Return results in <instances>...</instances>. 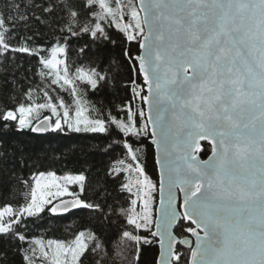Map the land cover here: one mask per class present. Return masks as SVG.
Listing matches in <instances>:
<instances>
[{
	"label": "snow or ice",
	"instance_id": "obj_1",
	"mask_svg": "<svg viewBox=\"0 0 264 264\" xmlns=\"http://www.w3.org/2000/svg\"><path fill=\"white\" fill-rule=\"evenodd\" d=\"M36 8L58 37L49 48L17 27L30 31ZM118 39L139 52L124 49L137 77L132 99L113 110L87 97L113 81L94 47ZM18 54L30 67L18 93L0 102V143L76 133L120 156L98 178L57 176L37 168L54 159L42 148L29 181L15 167L26 149L12 151V167L0 154L4 190L30 189L17 207H0V264H106L110 240L134 246L137 264L154 243V264H264V0H6L0 61ZM71 209L91 216L74 239L35 237L47 214Z\"/></svg>",
	"mask_w": 264,
	"mask_h": 264
},
{
	"label": "trees",
	"instance_id": "obj_2",
	"mask_svg": "<svg viewBox=\"0 0 264 264\" xmlns=\"http://www.w3.org/2000/svg\"><path fill=\"white\" fill-rule=\"evenodd\" d=\"M16 2L24 5L28 4L29 0H16ZM44 2L45 0H34L36 4H43ZM5 3L6 0H0V9L4 8ZM21 11H23V8ZM29 15H32L31 30H25L22 25L18 24L17 27L20 28L21 34L30 36L32 42L36 45H44L45 48L51 47L58 37L52 35L51 28L48 26L50 20L42 22L35 18L45 15L40 8L35 9L34 15L30 11ZM82 43L81 41L80 44ZM72 46L77 50L79 48V44L75 40ZM125 48L131 50L133 57L139 52L137 44H129L126 41L121 43L119 39L115 45L109 44L100 48L94 47L95 53L104 61V65L111 66L113 81L98 95H89L87 97L89 104L103 100L115 110L117 106L126 104L132 99L130 81L136 79L137 72L133 70L132 62L124 54ZM29 67L30 58L26 54H18L14 62L0 61V102L7 103L10 98L18 93L20 85L26 83L24 76ZM137 82L142 84V78ZM81 88L83 89L84 86L81 85ZM106 143L107 141L85 134L61 133L59 136L55 134L45 136L25 134L5 138L0 143V154H7L5 158L9 160V167H12V151L15 149L19 153L21 149H26L22 155L18 154L16 156L15 163L17 172L24 180H32V173L37 170L32 168V163L35 157L44 155L42 148L50 149L49 156L54 159H49L43 163L37 162V168L41 171H51L57 176H63L90 170L92 176L98 178L101 174V169L106 171L109 165L113 164L120 156L118 148L105 154L104 146ZM27 157H32V159H27ZM201 158L206 159L207 156L205 155ZM153 163L154 161L150 158V173L153 172ZM109 188H111V185H109ZM29 191L30 189L23 184L9 187L7 191L4 190L3 185H0V207L5 204H12L13 207H17V200L23 202V197ZM156 195V203L158 204V192ZM89 196H91V190L89 191ZM90 220L91 216L88 211L82 209L63 217L47 214L40 227L33 229V233L36 238L43 239L45 243L47 240L69 242L74 239V234L83 230L84 226L89 225ZM118 226V224H113L111 226L112 230H115ZM107 249L109 255L106 258V264H137L134 257V246L117 248L115 241L110 240ZM158 254L159 250L155 243L151 246H146L143 252L142 264H154ZM185 255H190V253L186 252ZM41 259L40 257L37 258V264H39ZM86 264H95V261L86 262Z\"/></svg>",
	"mask_w": 264,
	"mask_h": 264
},
{
	"label": "water",
	"instance_id": "obj_3",
	"mask_svg": "<svg viewBox=\"0 0 264 264\" xmlns=\"http://www.w3.org/2000/svg\"><path fill=\"white\" fill-rule=\"evenodd\" d=\"M34 135H36V136H45V135H48V134H34ZM203 143H207L206 141L205 142H203ZM207 159V158H206ZM65 199H68V198H65ZM178 203H179V201H178ZM158 204H159V194H158ZM157 204V205H158ZM77 210H80V209H71L68 213H61V214H58V215H53V216H55V217H63V216H66V215H68V214H70V213H72V212H75V211H77ZM158 239V238H157ZM155 245L158 247V250H159V254H158V256L160 255V247H159V244L158 243H155ZM183 247V246H182Z\"/></svg>",
	"mask_w": 264,
	"mask_h": 264
},
{
	"label": "rangeland",
	"instance_id": "obj_4",
	"mask_svg": "<svg viewBox=\"0 0 264 264\" xmlns=\"http://www.w3.org/2000/svg\"><path fill=\"white\" fill-rule=\"evenodd\" d=\"M65 198H67V197H65Z\"/></svg>",
	"mask_w": 264,
	"mask_h": 264
}]
</instances>
